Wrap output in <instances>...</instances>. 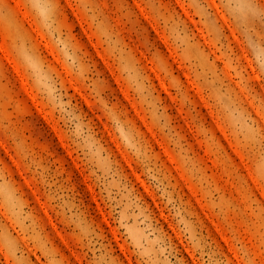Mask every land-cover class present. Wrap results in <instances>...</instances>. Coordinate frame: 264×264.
Returning a JSON list of instances; mask_svg holds the SVG:
<instances>
[{"label": "rangeland", "instance_id": "374dc122", "mask_svg": "<svg viewBox=\"0 0 264 264\" xmlns=\"http://www.w3.org/2000/svg\"><path fill=\"white\" fill-rule=\"evenodd\" d=\"M0 264H264V0H0Z\"/></svg>", "mask_w": 264, "mask_h": 264}]
</instances>
